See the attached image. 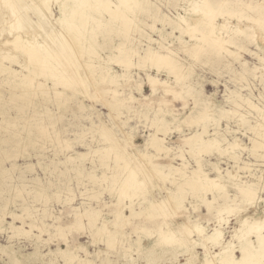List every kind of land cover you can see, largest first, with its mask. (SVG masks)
Listing matches in <instances>:
<instances>
[{
  "label": "rangeland",
  "instance_id": "rangeland-1",
  "mask_svg": "<svg viewBox=\"0 0 264 264\" xmlns=\"http://www.w3.org/2000/svg\"><path fill=\"white\" fill-rule=\"evenodd\" d=\"M33 1L0 0V259L4 258L13 245L16 246L13 255L18 254L20 258L27 257L32 260L44 258L41 249L53 251L56 247L73 250L77 255L85 256L81 249L76 250L83 246L89 258L96 264H101V260L109 264H156L159 261H167V264H183L186 261L187 264H204L208 253L215 254L222 246L229 244L236 247L234 253L239 257L238 248L243 243L237 234L242 228V220L246 218L252 221L255 210L264 208V197H260L257 186V190H254V196H257L255 208L250 200L241 197L235 187L239 181L232 178L235 175L233 164L238 165L245 157L259 159L258 155L263 153L261 149L252 148L251 139H261L255 131L248 128L249 125L262 122L260 114L264 112V15L259 7L260 0H210L213 7L207 16L191 10L193 2L201 0H156L151 5H144L141 0H126L125 7H120L121 12L117 18L102 7H86L89 16L81 21L76 32L74 29L66 32L63 22L71 18L69 10L77 8L79 0H48L46 5L48 12L51 10L52 14L50 19L58 20L54 30L46 27L51 31L48 32L50 37L59 34L57 39L55 36L53 39L46 36L43 25H39V28H43L42 32L40 29L33 32L30 28L24 30L22 27L23 15H19L17 11L24 9L27 18L38 20L35 18L38 15L33 10ZM37 1L41 5L42 2ZM9 5L13 7L12 10ZM22 5L30 6L27 10ZM43 8L47 9L46 6ZM13 13L15 17L11 15ZM148 16L151 17L152 28L146 29L145 33L131 29L130 22L133 19L140 20ZM72 17L76 19V16ZM184 17L188 19V24H182L184 29H173L174 24ZM81 18L82 13L78 15L77 21ZM208 21L216 26L215 33L208 34ZM239 29L242 32H238ZM42 33L44 36L39 37ZM145 34L152 43L151 47L138 41ZM58 37L59 41H56ZM63 37L67 40H63ZM211 37L222 38V43L213 44ZM41 38L45 39L43 44L37 43ZM173 40L178 44L188 41L186 51L197 60L201 47L216 53L209 62V70L200 76L197 84L199 95L212 102L214 119L207 124V131L197 129L204 136L217 134L225 139L208 144L205 149L199 146L197 154L207 175L217 176L213 167L215 163L219 165L220 171H230L232 175L231 178L222 175L224 177L221 178L220 188L213 190L216 201H212L213 193L210 191L204 192V195L202 191L196 192L199 197L195 198L187 195L185 211L180 205L171 206V200L167 196L174 192L175 184L165 175L168 172L169 158H172V162H169L172 165L181 162L179 157L173 155L177 153V146L187 150L196 141L182 143V136L191 132L175 131L174 125L162 118L166 106H161L157 113L152 102L167 87L166 81L170 77L165 73L169 66L151 61L148 57L144 58V52L148 49L151 53L160 55L164 47ZM51 41L57 44L54 45ZM28 44L34 47L26 46ZM59 47L65 49H60L59 52ZM47 48L54 49L53 56L56 57L47 55L45 63L40 64L37 60L32 66L30 57L35 54L39 57L46 55ZM69 49L72 51H68ZM61 52L63 53L60 55ZM150 64H156V68H162L165 72L149 68ZM63 67L64 71L67 69L69 77L66 72L63 71L65 75L62 73ZM73 71L77 73L74 77ZM77 79L80 83L76 86ZM63 80L67 85L70 80L71 86H67ZM74 82L76 83L73 84ZM82 88L88 96H82ZM235 92L249 99L261 112L257 113L243 103L235 114L224 115V110L231 111L233 108L231 100ZM137 104L141 105L139 111L157 113L155 117L163 120L167 125L165 142L173 149L169 157L159 155L153 158L161 166L162 172L159 176H151L147 181L142 175L144 184L138 185L135 190H128L121 197V193L114 190L116 183L112 181L115 171L113 161H100L99 151L96 150L106 146L101 139L100 128L108 129L109 124L116 120L123 121L127 114L138 111L135 107ZM154 118H149L142 126L132 128L129 134V140L142 146L144 152L147 151L145 143L148 135L156 129ZM237 128L239 132L236 131ZM232 140H237V147L231 148L229 143ZM217 148L223 150L218 151ZM242 151L244 156H241ZM231 152L238 156L237 161L230 158ZM185 157L190 165L194 162L187 153ZM140 176L141 174L138 179H142ZM222 188L229 196L228 207L224 209L219 208L224 205L223 197L216 194ZM202 195L203 198H200ZM152 199L163 203L148 207ZM204 199L211 200L212 204L207 207L203 203ZM118 201L120 202L117 203ZM130 201L135 211L145 209L139 215L129 216L127 221L115 229L111 224L114 219L113 212ZM191 208L196 211L191 212ZM99 209V217L107 221L112 232L126 233L131 240L126 241L119 234L111 244H107V236L102 234V237L100 234L96 235L95 239L91 234L96 232L100 219L95 222V227H89L85 214ZM129 212L128 208H123L126 215ZM183 214L189 215L191 224L204 228L202 233L191 235L190 238L194 240L192 243L188 242V238L183 239L186 238L185 232L179 229ZM14 215L23 216L25 223L22 229L16 228L21 226V221L13 219ZM80 217L82 224L78 221ZM263 222L264 216L261 223ZM57 226L61 227L60 231H56ZM215 227L222 229L219 242L205 240L203 236L211 233ZM142 228L152 231V235L143 234ZM159 229L172 231L178 240L165 242L158 232ZM261 231L264 233V228ZM138 235L141 240L137 243L133 240ZM249 237L253 241L256 239L255 233H251ZM256 243L257 240L254 244ZM98 249L99 256L95 253ZM49 255L64 264L61 256H55L51 252Z\"/></svg>",
  "mask_w": 264,
  "mask_h": 264
},
{
  "label": "bare ground",
  "instance_id": "bare-ground-1",
  "mask_svg": "<svg viewBox=\"0 0 264 264\" xmlns=\"http://www.w3.org/2000/svg\"><path fill=\"white\" fill-rule=\"evenodd\" d=\"M40 2H42L41 3V5H39V3H38V1L36 0V2H35V0L32 2V4H33V7H34V9L33 8H31V9H33L34 10V12L36 13L35 15H38L39 16V18H38V16L37 17H35L36 19H38V20H32V19H29V18H27L26 16H25V14H24V11H26V10H24L23 8H25V9H27V7H29L30 5H22L23 6V10H20V11H23L21 14L17 11V10H14V11H17V13L19 14V15H23L22 16V19H21V24L23 25L22 27H24V30H25V28H27V29H31V30H33V32H35V30H39L40 29V31H41V29H43L44 28V26H45V33L47 32V34H46V36L47 35H49V37H50V34L48 33V32H51L50 31V29H49V31H48V29H47V27L48 28H51V30L53 29L54 30V25H55V22H56V20H58V19H56L55 21H53V20H51L50 18H51V10H50V12H48L49 11V8L47 7V1L48 0H39ZM66 1V0H65ZM75 1H77V0H75ZM29 2V1H28ZM35 2V3H34ZM61 2V1H60ZM71 2H73V0L71 1ZM15 3H16V1H15ZM29 3H31V2H29ZM78 3V2H77ZM9 4H10V2H9ZM25 4V3H24ZM32 4H31V6H32ZM42 4L43 5H45L46 6V10L43 8V7H45V6H42ZM61 4V3H60ZM125 4H126V0H106V1H102V0H94V2H91L90 0H83V1H81V0H79V4H78V7L77 8H73V9H70L69 10V14L70 15H72V16H76V19L75 18H73L72 16H68L67 18H70V19H68L67 20V22H63V24H64V28H65V30H66V32L67 31H71V30H73L74 29V32H76L75 30L78 28V26H79V24H81V21H83L84 19H87V15L89 14V11H87V9H85L86 7H88V8H90V7H98L99 9H101V7L103 8V9H105L106 11H108V12H110L112 15H114V18H117V16L119 15V13L121 12V9H120V7H125ZM16 5V4H15ZM72 5H75L74 3L72 4ZM11 5H9V7H10ZM21 6V7H22ZM61 6V5H60ZM84 8H83V7ZM113 6H114V8H113ZM12 7V6H11ZM21 7H19V8H21ZM58 7H59V5H58ZM80 7H82V8H80ZM192 8H191V10L193 11V12H198V14L200 13L202 16L203 15H205V16H207V15H210L209 13H211V10H212V7H213V3L210 1V0H201V1H199V2H193V5L191 6ZM19 8H18V10H19ZM29 8V9H30ZM13 9V7L11 8V10ZM15 9V8H14ZM17 9V8H16ZM60 9H61V7H60ZM28 10V9H27ZM59 12H60V10H59ZM61 12H64V11H62L61 10ZM101 12V11H100ZM12 13V12H11ZM15 13V12H14ZM11 14V15H14V17H15V14ZM82 13V18H81V20H79L78 19V21H77V17H78V15L79 14H81ZM60 14V13H59ZM58 14V17L61 15H59ZM19 15H17V16H19ZM32 15V14H31ZM63 15V14H62ZM84 15H86V16H84ZM50 16V17H49ZM89 16V15H88ZM91 16V15H90ZM49 17V18H48ZM93 17V16H92ZM21 17H19V19H20ZM57 18V17H56ZM62 18V17H61ZM15 19H18V17L17 18H15ZM46 19V20H45ZM50 19V20H49ZM55 19V18H54ZM59 19H60V17H59ZM64 19V18H63ZM90 19V18H89ZM194 21V20H193ZM193 21H191V22H193ZM58 22V21H57ZM78 22V24H76ZM45 23V24H44ZM59 23V22H58ZM183 23H186V24H188V19L186 18V17H184V18H181L180 20H179V22L178 23H176V24H174V26L172 27L173 29L175 28V29H178V31H182L184 28L182 27V24ZM196 23H197V21H196ZM208 23H209V21H208ZM16 24V23H15ZM103 24V23H102ZM20 25V24H19ZM39 25H43V28H39L40 26ZM58 25V24H57ZM209 31H208V34H209V32H214L215 31V25H214V23L212 24V23H209ZM21 26V25H20ZM47 26V27H46ZM58 27V26H57ZM21 28V27H20ZM56 28V27H55ZM60 28V27H59ZM81 28H82V26H81ZM63 29V28H62ZM83 29V28H82ZM91 29V28H90ZM58 30V29H57ZM59 30H61V29H59ZM78 30V29H77ZM62 31V30H61ZM38 32V31H37ZM42 32V31H41ZM40 32V33H41ZM238 32H242L240 29L238 30ZM256 32V31H255ZM54 33V32H53ZM215 33V32H214ZM259 33V32H258ZM39 34V33H38ZM59 35V34H58ZM57 35V36H58ZM66 35V34H65ZM76 35V34H75ZM44 35H43V33L42 34H40V36L39 37H43ZM45 36V37H46ZM52 36V35H51ZM54 36L55 35H53L52 37H50V38H54ZM57 36H55V39H57L56 37ZM62 36H63V34H61V38H62ZM72 36V35H71ZM14 37V36H13ZM60 37V36H59ZM59 37H58V40H56V41H59ZM251 37V36H250ZM258 37V36H257ZM35 37H33V39H34ZM64 39L63 40H65L66 38L65 37H63ZM68 38V37H67ZM73 38V37H72ZM78 38H80V37H78ZM82 38V37H81ZM202 38V37H201ZM13 39V38H12ZM42 39V38H41ZM49 39V38H48ZM211 39V41L213 42V44L215 43V44H217V45H219L220 43H222L220 40L222 39V38H220V37H211L210 38ZM5 40V39H4ZM38 39H36V41H37ZM43 40H45V39H42L41 41H37V43H42L43 42ZM50 40V39H49ZM67 40V39H66ZM65 40V41H66ZM262 40V39H261ZM65 41H62V42H65ZM224 41V40H223ZM228 41V40H227ZM264 41V40H263ZM23 42V41H22ZM31 42V41H30ZM46 42V41H45ZM44 42V43H45ZM61 42V41H60ZM69 42H70V40H69ZM51 43H53V41H51ZM59 43V42H58ZM74 43V42H73ZM72 43V44H73ZM76 43V42H75ZM43 44V43H42ZM46 44V43H45ZM54 45L55 44H57V43H53ZM62 44V43H61ZM60 44V45H61ZM71 44V45H72ZM262 44V43H261ZM70 45V44H69ZM68 45V46H69ZM26 46H31V48H33L34 47V45L32 46L31 44H28V45H26ZM42 46V45H41ZM52 46V45H51ZM63 46H64V44H63ZM83 46V45H82ZM57 47L58 46H56L55 48L57 49ZM62 47V46H61ZM65 47V46H64ZM70 47V46H69ZM73 47V46H72ZM35 48H36V46H35ZM92 48V47H91ZM60 47H59V52H60ZM65 49V48H64ZM64 49H61V50H64ZM122 49V48H121ZM199 49V48H198ZM29 50V49H28ZM47 51H46V55H44V56H38V55H34L33 57H30L31 59H30V62L32 63V66H33V63H35V62H37V60H38V63H40V64H43V63H45V59L47 60V58H46V56L48 55L49 57H51V56H53V50H51V48L50 49H46ZM50 50V51H49ZM57 51H58V49H57ZM68 51H72V50H68ZM130 51V50H129ZM24 52V51H23ZM33 52V51H32ZM66 52V51H65ZM69 52V53H70ZM74 52V51H73ZM77 52V50L75 51V53ZM93 52V51H92ZM35 53V52H34ZM33 53V54H34ZM56 53V52H55ZM63 52H61L60 53V55L62 54ZM128 53V52H127ZM41 54V53H40ZM74 54V53H73ZM78 54V53H77ZM76 54V55H77ZM42 55V54H41ZM69 55H71V54H69ZM159 54H157V53H151L150 51H149V49L147 50V51H145L144 52V58H149V60L151 59V61L152 60H154V62L156 61V62H159L160 64H162L160 61H159ZM54 57H56V56H53V58ZM63 57V56H62ZM72 57H76L75 55L73 56L72 55ZM40 58V59H39ZM64 58V57H63ZM70 58V57H69ZM113 58V57H112ZM116 58V57H115ZM49 59V58H48ZM51 59V58H50ZM62 59V58H61ZM76 59V58H75ZM117 59H119V58H117ZM56 60V62H57V60H58V58H56L55 59ZM129 60V59H128ZM144 60V59H143ZM142 60V61H143ZM60 61V60H59ZM58 61V62H59ZM73 61H75L74 59H73ZM52 62V61H51ZM50 63V62H49ZM53 63V62H52ZM69 63H72V62H69ZM74 63L75 62H73V66H74ZM82 63V62H81ZM56 64H58V63H56ZM125 64V63H124ZM48 65V64H47ZM50 65V64H49ZM58 65H60V63L58 64ZM62 65V64H61ZM60 65V66H61ZM75 65H77V64H75ZM79 65V64H78ZM44 66H45V64H44ZM54 66H55V68H56V65H55V63H54ZM39 67V66H38ZM46 67V66H45ZM45 67H44V69H45ZM52 67V66H51ZM57 67H59V66H57ZM67 67H69L70 68V66H67ZM75 67V66H74ZM73 67V68H74ZM40 68V67H39ZM60 68V67H59ZM77 68V67H76ZM75 68V69H76ZM47 69V68H46ZM64 69H65V67H63V69H61L62 70V73H63V71H64ZM71 69V68H70ZM74 69V70H75ZM79 69V68H78ZM39 70H41V68L39 69ZM54 70H56V69H54ZM73 70V69H72ZM72 70H71V72H72ZM42 71V70H41ZM47 71V70H46ZM77 73H78V70H75ZM75 71H73V73H74V75L72 76V77H74L75 76ZM14 72H15V70H14ZM45 72V71H44ZM49 72H50V70H49ZM48 72V73H49ZM53 72V71H52ZM51 72V73H52ZM56 72V71H55ZM64 72H66L67 73V69H66V71H64ZM50 73V74H51ZM61 73V72H60ZM66 73H63L64 75L66 74ZM76 73V74H77ZM20 74H22V73H20ZM45 74V73H44ZM62 74V75H63ZM70 75H71V73H69ZM17 75V74H16ZM24 75V74H23ZM47 75V74H46ZM67 75H68V73H67ZM79 76V75H78ZM22 77V76H21ZM62 77V76H61ZM60 77V78H61ZM68 77H69V75H68ZM67 77V78H68ZM79 77H81V76H79ZM78 77V78H79ZM65 78V77H64ZM82 78V77H81ZM81 78H79L80 80H81ZM68 79H70V78H68ZM55 82H56V79L54 78L53 79ZM60 80V79H59ZM59 80H57V81H59ZM71 80V79H70ZM70 80L68 81V83H69V85L71 86V84L70 83H72V82H70ZM78 80V79H77ZM80 80H78V82L76 83V82H74L73 84H75L76 83V86H77V84L78 83H80ZM64 81V80H63ZM150 81H153V78H150ZM65 82V81H64ZM58 83V82H57ZM59 83H61L60 81H59ZM66 83V82H65ZM264 83V82H263ZM63 84V83H62ZM38 85V84H37ZM56 85H58V84H56ZM65 85V84H64ZM66 85H67V83H66ZM69 85H67V86H69ZM69 86V87H70ZM75 86V85H74ZM79 87V86H78ZM83 88H85V87H83ZM83 88H82V96H88L87 94H86V90H83ZM42 90V89H41ZM81 90V89H80ZM59 93H61V91L59 92ZM58 94V93H57ZM234 96H233V98H232V100H231V104H232V106H233V108H231V111H228V110H224L223 111V114L224 115H227V114H229V113H236V112H238L237 111V108L238 107H241L242 106V104L243 103H246L247 104V106L249 107V108H252V109H255V111L257 112V113H260L261 111H260V109H259V107H255V105H253V103L249 100V99H247V98H245V97H243V96H241V95H238L236 92L233 94ZM211 106V108L213 109V107H212V105H210ZM260 116H261V119H262V122H259V123H256L255 125H249V129L250 130H253V131H255V133L257 134V136L261 139V141L260 140H257V139H254V138H252L251 139V142H252V148L253 149H261L262 151H263V153H264V112H262L261 114H260ZM239 118V117H238ZM242 120L243 121H245V119H243L242 118ZM245 122H247V121H245ZM248 123V122H247ZM153 124H155V126H156V129L153 131V132H151L148 136H149V138H148V140L146 141V143H145V149L147 150L146 152H144L145 153V155H146V157L148 158V161L150 162V166H148V167H146V168H144V169H142L141 170V172L139 173V174H141V178H142V175L144 176V178L148 181L150 178H151V176H159V174H160V172H162L161 171V166L160 165H158V164H156L155 163V161H153V158L154 157H157V156H159V155H165V156H167V157H169L168 155H170V152H172L171 150L173 149L171 146H168L167 145V143L165 142V139H166V133H167V129H166V126L167 125H165L164 124V122H163V120L161 119V118H159V117H155L154 118V120H153ZM205 128H207V125L205 126ZM207 131V130H206ZM215 131V130H214ZM161 133L163 134V135H161ZM100 134H101V139H103L102 141L103 142H105V145L106 146H102L101 148H99V149H97L96 151H99V158H100V161H105V162H107V161H109V160H112L113 161V164H114V166H113V169L115 170L114 171V174L112 175V181L114 182V183H116V186H115V188H114V190L116 191V192H118V193H121V195L122 194H127L126 192H128V190H135L137 187H138V185H142V184H144V182H145V179H138V177H131V178H126L124 175H121L120 174V171H119V168H118V166H117V164H116V161L114 160V158L111 156V154H110V152H109V149H108V144H107V141H108V139H109V131H108V129L107 128H104V127H101L100 128ZM211 134V133H210ZM161 135V136H160ZM187 136H191V138H187ZM223 139H225L224 138V136L223 137H219V135H215V136H210V135H207V136H204V135H202V133L197 129L196 131H195V134H192V133H189V134H184L183 136H182V143L184 144V143H188V142H190V141H196V143H198V145H196V143L195 144H193V145H191L187 150H185V149H183V147H181V146H177V148H176V154L174 153L173 155H175V157L177 156V157H179L180 158V160H181V162L180 163H178L177 165H172L171 163H169V162H172L171 160H172V158L170 159H168L169 161H168V163H167V167H168V172H167V175H165V177L166 178H168L169 179V181L171 182V183H173V184H175V189H174V192H172V193H170L168 196H167V198L169 199V200H171V206L172 207H176L177 205L179 206H181L183 209L182 210H186L187 209V207L185 206V204H184V202H185V200L187 199V195H191L193 198H195V197H199L198 195H196V192H203V195H204V192H206V191H210V192H212L213 193V198H211L212 199V201L213 200H215V198H216V196L214 195L215 193V191H213V190H217V189H219L220 188V184H221V178H223L224 176L225 177H228V178H231V173H230V171H226L225 173L224 172H222V171H220V168L216 165V163L213 165V167H214V169L217 171V176L216 177H211V176H209V175H207L206 173H205V171H204V169H203V164L201 163V161H200V159H199V154H197V152H198V147L199 146H203L202 147V149H205V148H208L207 146H208V144H210V145H212V144H214V143H216V142H219L220 140H223ZM238 140V139H237ZM236 140V141H237ZM235 140H232V142L231 143H229V145L231 146V148H234V147H237L238 146V143L236 142ZM196 145V146H195ZM243 149V148H242ZM217 150L218 151H221V150H223L222 148H217ZM228 150V149H227ZM185 153H187L188 155H189V157L191 158V159H193V161L194 162H197L198 163V167L197 168H195L194 170L193 169H191V168H188V167H185V165L186 164H188V165H190L189 164V161L187 160V158L185 157ZM257 153V152H256ZM220 155V154H219ZM230 158H232V159H234L235 161H237V159H238V156L234 153V152H231L230 154ZM261 156V153H260V155H258V157H260ZM163 157V156H162ZM174 157V158H175ZM227 169V168H226ZM229 170V169H228ZM232 172V171H231ZM234 173V172H233ZM222 175H224L223 177H222ZM164 176V175H163ZM225 181V180H224ZM146 185V184H145ZM152 185V184H151ZM148 186V185H147ZM223 186V185H222ZM235 187L239 190V192H240V194H241V197H243L244 199H246V200H250L251 202H252V204H253V206L255 205V203H256V197L254 196V190H255V187H256V185H253V184H251V183H247V184H243V183H241V182H239V183H237V184H235ZM257 190V189H256ZM255 190V191H256ZM189 192V193H188ZM220 194L222 197H223V199H224V205H221L219 208L220 209H224L225 207H228L227 206V204H228V201H227V198H229V196H228V194L224 191V188H222L221 190H219L218 192H216V194ZM198 194V193H197ZM202 194V193H201ZM259 194V193H258ZM257 194V195H258ZM203 195L202 196H200V198H203ZM219 196V195H218ZM121 197H123V195L121 196ZM130 197V196H129ZM261 197V196H260ZM259 197V198H260ZM221 198V197H220ZM219 198V199H220ZM163 199V202H165L166 201V199L163 197L162 198ZM161 199V200H162ZM262 199H263V197H262ZM119 200V199H118ZM121 200H122V198H121ZM120 200V201H121ZM216 200H217V198H216ZM215 200V201H216ZM120 201H118L117 203H119ZM259 201V200H258ZM261 201H263V200H261ZM161 202V201H160ZM160 202H158V200L157 199H152L149 203H148V207H153L155 204H157V203H160ZM163 202H161V203H163ZM117 203L115 204V206L117 205ZM167 203H168V201H167ZM167 203H166V205H167ZM190 204L192 203V202H189ZM203 203L208 207V206H210V204H212L211 203V200H208V199H204L203 200ZM168 204H170V202L168 203ZM189 204V205H190ZM260 204V203H259ZM120 205V204H119ZM118 205V206H119ZM121 205H122V203H121ZM158 205V204H157ZM123 206V205H122ZM165 206V205H164ZM214 206V205H213ZM252 206V207H253ZM128 208L129 209V215H126L125 213H123V208ZM124 207H122V208H120L119 207V209L118 210H116V211H114L113 212V214H114V219L113 220H111V224L115 227V229L117 228V227H119L120 225H121V223H124L125 221H127L128 220V217L130 216H134V215H139L138 213H141V212H143V210L145 209H143V208H141L139 211H135L134 210V208H133V205H132V202L130 201V202H128V204H124ZM162 207V206H161ZM167 207V206H166ZM255 208H256V206H254ZM259 207V206H258ZM263 207V206H262ZM118 208V207H117ZM155 208V207H154ZM153 208V209H154ZM198 208V207H197ZM150 211H152V210H150ZM145 212V211H144ZM153 212V211H152ZM87 217H88V225H89V227H93L94 225H95V222H97V220L98 219H100V224H99V226L97 227V230H96V232L95 233H92L91 235L95 238V236L96 235H98V234H102L103 236H107V240H105L106 242H107V244L109 243V244H111V242H115V240H116V236L119 234V232H117V231H115V232H112L110 229H109V224L107 223V221L106 220H102L99 216H100V209L99 210H90V211H88L86 214H85ZM264 216V208L262 209V210H260V209H257V210H255V215L253 216V217H251L252 218V221H251V219L250 220H248V219H244V220H242L243 221V223H242V228L240 229V233L239 234H237L238 235V237L239 238H242V243L243 244H241V246L238 248L239 249V252H240V256L238 257L237 255H235V253H234V249L236 248L234 245H231V244H229V245H224V246H222L221 248H220V250L218 251V252H216L215 254L213 253H208V258H210V259H205V263L204 264H216L215 262L217 261V262H219V263H217V264H247V263H249V264H264V259L262 258L261 259V257H264V242H262V241H264V233L261 231L263 228H264V222H263V224L261 223L262 222V217ZM13 219H18V220H20L21 221V226L20 227H16L17 229H22V226H23V224L25 223L24 222V218H23V216L22 215H14L13 216ZM181 219L183 220L182 222H181V225H180V230L181 231H184L185 232V234L186 233H189L190 232V230L194 227V226H198L199 227V233H202V231H203V227L201 226V225H198V224H196V225H193V224H191L190 223V217H189V215H187V214H183V215H181ZM225 219V218H224ZM241 220V219H240ZM78 221H79V224H82V222H81V217H80V219H78ZM95 227V226H94ZM160 228V227H159ZM178 228V227H177ZM61 230V227L60 226H57L56 227V231H60ZM221 230L222 229H220V228H217V227H215L214 229H213V231L211 232V233H209V234H206L205 236H203V238L205 239V240H212V241H218L219 242V239H220V237H221V234H222V232H221ZM91 231V230H90ZM138 231V230H137ZM139 232V231H138ZM159 233H160V235H161V237H162V239L165 241V242H168V243H170V242H172V241H177L178 240V238H176L175 236H174V233L172 232V231H170V230H160L159 229V231H158ZM142 233L144 234L145 233V235L146 234H151L152 235V231H150L149 229H145V228H142ZM158 233V234H159ZM183 233V232H182ZM251 233H255V237H256V239L255 240H257V243L256 244H254V242H255V240L253 241L252 239H250V237H249V235L251 234ZM102 235H101V237H102ZM120 235V237H123V239H125L126 241H128V240H131V239H129V235H126V233H120L119 234ZM118 235V236H119ZM181 235V234H180ZM182 235H184V234H182ZM98 237V236H97ZM100 237V236H99ZM101 237H100V239H101ZM186 237V236H185ZM96 239V238H95ZM183 239L185 240V239H187V237L186 238H184L183 237ZM99 240V239H98ZM140 240H141V236L140 235H138L137 236V239H135V240H133V241H135V242H140ZM188 240V242H190V243H192V242H194V240H192L191 238H188L187 239ZM186 240V241H187ZM95 241V240H94ZM102 241H104V239L102 240ZM185 241V242H186ZM223 241H224V239H223ZM208 243V242H207ZM188 245V244H187ZM110 247V246H109ZM78 249H81L83 252H84V254H85V256L83 257V256H81V255H77V252H75V251H73V250H67V249H65V250H62V249H60L59 247H56L53 251L52 250H50L49 252H51V254H53V255H55V256H57V255H59V256H61L62 258H63V260H64V264H78V262H80V261H86L87 262V264H96L95 262H94V260H92L91 258H89V254H88V252L86 251V249H85V247H83V246H80V247H78L76 250H78ZM188 250V249H187ZM190 251V250H189ZM193 251V250H192ZM192 251H191V253H192ZM96 254H98V256H99V253H100V249H98L97 250V252H95ZM193 254V253H192ZM204 255V254H203ZM97 256V255H96ZM192 257V256H191ZM106 260H108V259H106ZM189 260V259H188ZM191 260V259H190ZM256 261V262H255ZM188 262L186 261L185 263H183V264H187ZM101 264H109V263H107V261H105V260H101Z\"/></svg>",
  "mask_w": 264,
  "mask_h": 264
},
{
  "label": "clouds",
  "instance_id": "clouds-1",
  "mask_svg": "<svg viewBox=\"0 0 264 264\" xmlns=\"http://www.w3.org/2000/svg\"><path fill=\"white\" fill-rule=\"evenodd\" d=\"M141 2L144 5H151L156 0H141ZM259 7L261 14L264 15V0H260ZM130 27L134 32L145 33L146 29L153 27L151 17L148 16L140 20L133 19L130 22ZM138 41L147 47L152 46L146 34L144 37L138 38ZM186 47H188V41L178 44L176 40L164 47L159 56V61L169 66L165 74L170 79L166 81L167 87L162 89L160 96L156 97L152 103L156 107L157 113L161 110V106H166L162 118H166L170 124H173L175 131L195 134L197 128L205 131V126L214 119L210 106L212 102L199 95L197 84L200 76L209 70V62L216 53L214 50L201 47L199 60H197L196 57L188 54ZM148 67L156 68V64H150ZM156 70L162 73L165 72L162 68H156ZM135 107L138 111L127 114L123 121L116 120L108 127L109 139L107 144L109 152L116 161L120 174L126 178L138 177L141 170L148 167L150 163L146 158L143 147L129 140V134L132 128L142 126L144 122H147L149 118H154L157 114L146 110L144 112L139 111L140 104ZM236 131L239 132V129L237 128ZM187 138H191V136H187ZM241 156H244L243 151ZM185 167L194 170L198 167V163L186 164ZM232 167L235 169L233 180L256 185L260 196L264 197V153L261 154L259 159L245 157L238 165L233 164ZM195 211V208H191V212ZM199 231V227L194 226L185 236L190 238L191 235H195ZM15 248L16 246L13 245L8 249L4 258L0 259V264H63L61 260L50 256L47 248L41 249L44 257L42 260H32L27 257L20 258L18 254L13 255ZM78 264H87V262L80 261ZM156 264H167V261H159Z\"/></svg>",
  "mask_w": 264,
  "mask_h": 264
}]
</instances>
